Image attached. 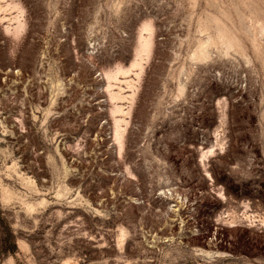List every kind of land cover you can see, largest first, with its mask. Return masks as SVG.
<instances>
[{"label": "rangeland", "instance_id": "1", "mask_svg": "<svg viewBox=\"0 0 264 264\" xmlns=\"http://www.w3.org/2000/svg\"><path fill=\"white\" fill-rule=\"evenodd\" d=\"M0 264H264V0H0Z\"/></svg>", "mask_w": 264, "mask_h": 264}, {"label": "bare ground", "instance_id": "2", "mask_svg": "<svg viewBox=\"0 0 264 264\" xmlns=\"http://www.w3.org/2000/svg\"><path fill=\"white\" fill-rule=\"evenodd\" d=\"M20 28H21V27H20ZM145 28H146V27H145ZM14 30H15V29H14ZM146 30H147V29H146ZM15 31H16V30H15ZM147 32H148V31H147ZM148 38H150V37H148ZM141 39L144 40L143 38H141ZM141 39H139V40H141ZM145 41H146V40H145ZM147 41H149V39H147ZM143 42H144V41H143ZM141 44H142V43H141ZM145 44L149 45L148 42L145 43ZM142 45H144V44H142ZM142 45H141V47H144V46H142ZM141 47H140V49H143V48H141ZM145 48H147L146 45H145ZM147 49H148V48H147ZM144 51L148 53V50L145 49ZM143 53H144V52H143ZM147 53H146V54H147ZM134 67H135V66H134ZM117 72H118V71H117ZM120 72H121V70H120ZM121 74H122V73H121ZM122 75H123V74H122ZM113 76H114V75H113ZM116 76H117V75H116ZM109 78H110V77H109ZM111 78H113V77H111ZM111 78H110V79H111ZM114 80H115V78H114ZM115 81H116V80H115ZM108 85H109V84H108ZM107 89H108V88H107ZM118 91H119V90H118ZM111 93H112V91L110 92L109 95H111L110 97H111L112 99H113V98H115V99H119V98H120L118 93H116V94H111ZM120 94H121V93H120ZM122 96H123V95H122ZM128 96H129V95H128ZM130 96H131V95H130ZM123 97H124V96H123ZM111 98H110V99H111ZM122 99H123V98H122ZM124 99H125V98H124ZM111 101H112V100H111ZM121 108H122V107H121ZM121 108H119V107H117V106L115 105V106H114V109H115L114 111H116V113H118V111H120ZM119 113H120V112H119ZM124 113H125V112H124ZM118 132H119V131H118ZM119 134H120V133H119ZM119 136H120V135H119ZM116 139H117V138H116ZM118 140H119V139H118ZM119 145H120V144H119ZM120 148H121V146H120Z\"/></svg>", "mask_w": 264, "mask_h": 264}]
</instances>
